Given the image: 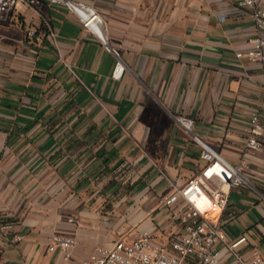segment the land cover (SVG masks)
I'll return each instance as SVG.
<instances>
[{
    "label": "crops",
    "instance_id": "obj_1",
    "mask_svg": "<svg viewBox=\"0 0 264 264\" xmlns=\"http://www.w3.org/2000/svg\"><path fill=\"white\" fill-rule=\"evenodd\" d=\"M83 1L105 44L51 0L0 19V226L14 223L0 227V264H77L147 226L146 208L201 164L179 117L231 162L250 112L264 123V63L244 55L264 27L236 0ZM246 159L222 224L264 255V146ZM53 234L75 237L66 259Z\"/></svg>",
    "mask_w": 264,
    "mask_h": 264
},
{
    "label": "built area",
    "instance_id": "obj_2",
    "mask_svg": "<svg viewBox=\"0 0 264 264\" xmlns=\"http://www.w3.org/2000/svg\"><path fill=\"white\" fill-rule=\"evenodd\" d=\"M18 2L35 5L38 0H0V19L10 13ZM68 7L82 25L95 34L102 43L104 19L96 8L83 0H51ZM239 8L246 10L257 28L264 27V9L261 0H236ZM33 29L27 36H33ZM250 47L245 56L250 61L264 63V36L256 33L249 38ZM116 55L117 51L113 50ZM235 55H243L238 50ZM123 62L117 59L113 75L120 76ZM183 127L199 146L201 164L198 170L179 184L173 183L170 191L156 197L148 206L145 215L149 224L132 231L129 237L116 239L111 245H98L77 264H264V255L249 244L245 233L230 237L224 230L222 214L232 188L249 184L245 174L246 157L264 146V123L259 112L249 115L241 156L231 162L210 142L191 131L192 119L179 117ZM159 208L166 216L155 222L151 215ZM3 231L14 228V223L1 224ZM22 235L16 234L15 239ZM76 243L71 235L53 234L49 250L58 247L63 258ZM65 264H71L66 262Z\"/></svg>",
    "mask_w": 264,
    "mask_h": 264
},
{
    "label": "rangeland",
    "instance_id": "obj_3",
    "mask_svg": "<svg viewBox=\"0 0 264 264\" xmlns=\"http://www.w3.org/2000/svg\"><path fill=\"white\" fill-rule=\"evenodd\" d=\"M158 215H159V214H154V217L157 218Z\"/></svg>",
    "mask_w": 264,
    "mask_h": 264
}]
</instances>
